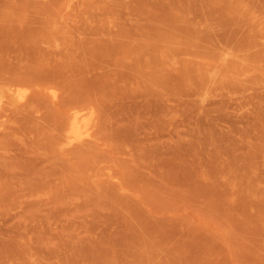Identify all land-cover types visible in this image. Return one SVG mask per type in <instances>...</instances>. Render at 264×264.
<instances>
[{"label":"rangeland","instance_id":"rangeland-1","mask_svg":"<svg viewBox=\"0 0 264 264\" xmlns=\"http://www.w3.org/2000/svg\"><path fill=\"white\" fill-rule=\"evenodd\" d=\"M0 264H264V0H0Z\"/></svg>","mask_w":264,"mask_h":264},{"label":"bare ground","instance_id":"bare-ground-1","mask_svg":"<svg viewBox=\"0 0 264 264\" xmlns=\"http://www.w3.org/2000/svg\"><path fill=\"white\" fill-rule=\"evenodd\" d=\"M75 129H76V122H73L72 131H75Z\"/></svg>","mask_w":264,"mask_h":264}]
</instances>
